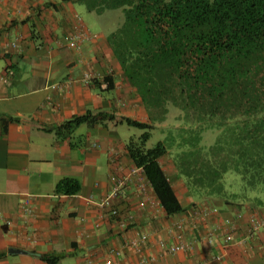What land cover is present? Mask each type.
Instances as JSON below:
<instances>
[{
  "label": "crops",
  "instance_id": "obj_1",
  "mask_svg": "<svg viewBox=\"0 0 264 264\" xmlns=\"http://www.w3.org/2000/svg\"><path fill=\"white\" fill-rule=\"evenodd\" d=\"M99 17L73 0H0V264H264V226L250 225L264 222V194L194 198L165 155L158 162L183 208L165 213L127 154L142 132L121 119L149 116L107 41L116 25ZM87 110L115 119L60 128ZM63 179L79 191L58 193ZM180 242L190 248L167 252Z\"/></svg>",
  "mask_w": 264,
  "mask_h": 264
},
{
  "label": "trees",
  "instance_id": "obj_2",
  "mask_svg": "<svg viewBox=\"0 0 264 264\" xmlns=\"http://www.w3.org/2000/svg\"><path fill=\"white\" fill-rule=\"evenodd\" d=\"M98 16L120 11L107 41L148 112L149 123L122 118L142 130L125 145L167 215L183 210L158 160L170 154L192 197L234 199L224 176L244 181L239 194L264 193V0H73ZM169 106L183 113L169 145L146 144ZM87 110L60 128L113 121ZM216 130L213 144L202 133ZM172 131V130H170ZM78 181L61 180L58 193L75 194ZM241 192V193H240Z\"/></svg>",
  "mask_w": 264,
  "mask_h": 264
},
{
  "label": "rangeland",
  "instance_id": "obj_3",
  "mask_svg": "<svg viewBox=\"0 0 264 264\" xmlns=\"http://www.w3.org/2000/svg\"><path fill=\"white\" fill-rule=\"evenodd\" d=\"M99 19L105 24L115 26L122 21V14L120 11H108L106 12V14L100 15ZM183 125V113L180 111V109L169 106V111L165 119L161 122H156L154 124V128L150 130L151 137L148 140L146 147L151 148L155 146L159 141H164L169 145L172 135H176V128H180ZM130 129L133 133L136 132L137 135L142 132V130L138 128L130 127ZM217 133L218 132L216 130H207L203 132L202 143L207 146L213 144L217 137ZM167 156L171 155L167 154ZM224 184L228 185V187L234 191L242 190L244 187V181L242 177L235 172L226 173V175L224 176ZM261 194L264 193L261 192Z\"/></svg>",
  "mask_w": 264,
  "mask_h": 264
},
{
  "label": "built area",
  "instance_id": "obj_4",
  "mask_svg": "<svg viewBox=\"0 0 264 264\" xmlns=\"http://www.w3.org/2000/svg\"><path fill=\"white\" fill-rule=\"evenodd\" d=\"M77 42L78 41H76V40H70L68 42V45L70 47H77L78 46ZM92 77H93V75L86 74L84 76V79L89 80V79H92ZM4 81H5V79H4ZM134 172H136V171H133L132 174H134ZM129 179H130L129 176H123L121 178L116 179L115 185L112 186L108 195L99 204L103 207L110 206L112 200L117 198L120 195L122 188L126 185V183L128 182ZM111 214L116 216L118 214V212L116 210H112ZM250 222H251L250 225H251V232L252 233H256L262 226H264V222H261L256 218H252L250 220ZM146 238H147V236L145 234H143L142 236H140V238L138 240L133 242V245H137L139 243H142L143 241L146 240ZM231 241H232V235L231 234L226 235L225 236V243L228 244ZM189 248H190V246L188 244H184V243L180 242V243H177L174 245L167 246L166 250L168 253L173 254V253L180 252V251H186ZM107 264H109V262H107ZM199 264H211V261L203 260Z\"/></svg>",
  "mask_w": 264,
  "mask_h": 264
}]
</instances>
